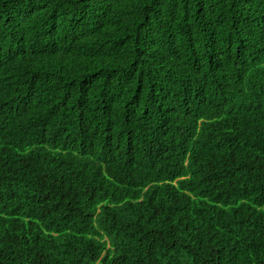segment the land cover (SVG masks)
<instances>
[{"label": "trees", "instance_id": "16d2710c", "mask_svg": "<svg viewBox=\"0 0 264 264\" xmlns=\"http://www.w3.org/2000/svg\"><path fill=\"white\" fill-rule=\"evenodd\" d=\"M0 264H264V0H0Z\"/></svg>", "mask_w": 264, "mask_h": 264}]
</instances>
